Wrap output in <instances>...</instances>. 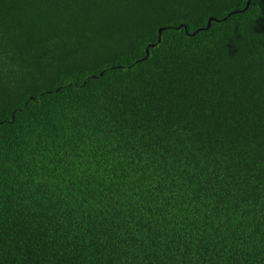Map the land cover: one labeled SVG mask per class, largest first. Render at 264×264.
<instances>
[{"label":"trees","instance_id":"trees-1","mask_svg":"<svg viewBox=\"0 0 264 264\" xmlns=\"http://www.w3.org/2000/svg\"><path fill=\"white\" fill-rule=\"evenodd\" d=\"M246 1L0 0V264H264Z\"/></svg>","mask_w":264,"mask_h":264},{"label":"water","instance_id":"water-1","mask_svg":"<svg viewBox=\"0 0 264 264\" xmlns=\"http://www.w3.org/2000/svg\"><path fill=\"white\" fill-rule=\"evenodd\" d=\"M248 7V0L246 1V3H245V6H244V10L246 9ZM207 25H208V22H207ZM159 40H157V42H158Z\"/></svg>","mask_w":264,"mask_h":264}]
</instances>
